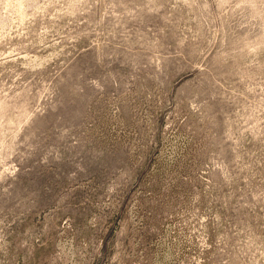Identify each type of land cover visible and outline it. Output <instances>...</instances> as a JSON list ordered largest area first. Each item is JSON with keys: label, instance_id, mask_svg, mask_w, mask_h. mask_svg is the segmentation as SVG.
Segmentation results:
<instances>
[{"label": "rangeland", "instance_id": "1", "mask_svg": "<svg viewBox=\"0 0 264 264\" xmlns=\"http://www.w3.org/2000/svg\"><path fill=\"white\" fill-rule=\"evenodd\" d=\"M0 264H264V0H0Z\"/></svg>", "mask_w": 264, "mask_h": 264}]
</instances>
